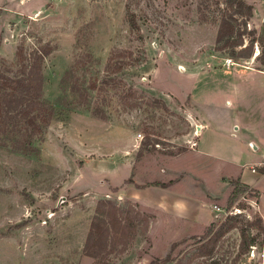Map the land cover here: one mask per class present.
Returning a JSON list of instances; mask_svg holds the SVG:
<instances>
[{"label":"rangeland","instance_id":"1","mask_svg":"<svg viewBox=\"0 0 264 264\" xmlns=\"http://www.w3.org/2000/svg\"><path fill=\"white\" fill-rule=\"evenodd\" d=\"M224 2L0 0V78L18 75L20 49L27 62L47 52L43 98L53 110L35 152L0 146V264H263L257 192L234 181L219 201L211 192L219 184L197 168L204 159L188 153L197 148L198 112L210 127H226L218 83L231 78L227 61H264L252 18L244 46L217 49ZM249 44L252 57L239 58ZM179 183L185 207L207 214L195 223L193 211L178 210ZM166 184L168 195L145 193L152 205L126 193ZM98 208L112 210L115 231L108 223L93 237ZM230 217L239 222L222 234ZM243 231L254 239L248 250Z\"/></svg>","mask_w":264,"mask_h":264},{"label":"crops","instance_id":"2","mask_svg":"<svg viewBox=\"0 0 264 264\" xmlns=\"http://www.w3.org/2000/svg\"><path fill=\"white\" fill-rule=\"evenodd\" d=\"M252 22L264 41V0H259L254 5ZM230 67L232 68L228 74L231 75V78L225 82L219 80L218 83V88L226 91V127H210L198 112L201 127L198 128L197 148L188 153L190 156L194 155L195 159L198 156L199 162L204 159V163L197 165V168L201 173L209 171V175L215 179L216 185L219 184V192L211 190L220 198L219 201L229 195L233 189L232 182L236 181L257 192L258 208L264 210V169H258L257 172L252 171V168H259L264 164V61L235 63ZM228 134L234 138L232 143L224 141L228 138ZM250 143L256 145L254 149L250 147ZM196 170L198 171V169ZM131 174L132 171H130ZM160 180L161 177L155 181L160 182ZM181 183L177 185L176 195L177 204L184 207V210L182 208H178V210H181L183 217H188L189 212L192 214L193 211L191 217H188L190 219L188 221L195 223L199 214L203 216L207 214L200 212V204L195 205L192 210L185 207V194L179 191ZM163 187L161 189L144 188L138 185V187L127 189L126 193L141 205H152L149 198H146V194L155 191L162 197L168 195L169 185L166 184ZM153 203L156 206L162 205L159 202ZM215 207L218 206L215 204L211 208V213H214V216L213 208Z\"/></svg>","mask_w":264,"mask_h":264},{"label":"trees","instance_id":"3","mask_svg":"<svg viewBox=\"0 0 264 264\" xmlns=\"http://www.w3.org/2000/svg\"><path fill=\"white\" fill-rule=\"evenodd\" d=\"M226 8L221 11L220 24L217 32V49H235L244 46L243 36L247 30L248 21L253 17L254 7L246 0H225ZM216 4H219L216 3ZM200 19L207 22L209 16L199 8ZM131 24L136 27L137 24L131 19ZM256 33V32H253ZM252 43V42H251ZM261 44L264 41L262 39ZM254 46L249 44L239 53V58L250 59L252 57ZM46 54H40L33 57V61H25L22 49L17 53L20 61V70L16 77L0 78V146H11L24 153H33V139L41 134L43 129L49 126L53 110L49 103L43 98L44 77L42 71V60ZM239 183V182H238ZM240 184V183H239ZM102 206V204H101ZM104 206V205H103ZM97 217L92 223V236L102 234L103 228L111 224L112 231H115L113 220L115 219L111 211H105L98 208ZM106 215L109 221H104L101 217ZM240 214H237V217ZM237 217L228 218V223L224 224L225 229L222 234L236 228L239 222ZM233 224H231V223ZM254 226L253 223H248ZM261 229L263 221L258 220ZM106 225V226H104ZM108 228V229H111ZM246 231H243V241L241 247L251 248L254 246V239H249Z\"/></svg>","mask_w":264,"mask_h":264},{"label":"built area","instance_id":"4","mask_svg":"<svg viewBox=\"0 0 264 264\" xmlns=\"http://www.w3.org/2000/svg\"><path fill=\"white\" fill-rule=\"evenodd\" d=\"M257 53H259V49H257ZM234 62L232 61V60H228L227 61V64L228 65H231V64H233ZM199 132V131H198ZM196 145H197V143L195 142V143H193V147H196ZM256 145L254 144V143H250V147L252 148V149H254V147H255ZM258 169H264V164H262L261 166H259V168H252V171L253 172H257L258 171ZM261 171V170H260ZM216 209H217V207H216ZM235 213L236 214H243L244 213V210H241V209H235ZM236 214H234V215H236ZM255 256V251H253L252 252V257H254ZM262 257H264V254L262 255Z\"/></svg>","mask_w":264,"mask_h":264}]
</instances>
